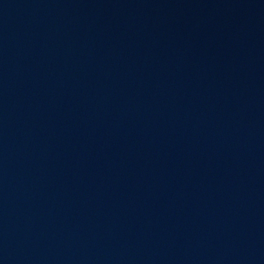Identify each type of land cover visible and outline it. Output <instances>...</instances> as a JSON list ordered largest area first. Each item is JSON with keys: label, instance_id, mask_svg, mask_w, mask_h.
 <instances>
[{"label": "water", "instance_id": "1", "mask_svg": "<svg viewBox=\"0 0 264 264\" xmlns=\"http://www.w3.org/2000/svg\"><path fill=\"white\" fill-rule=\"evenodd\" d=\"M0 264H25L0 133Z\"/></svg>", "mask_w": 264, "mask_h": 264}]
</instances>
